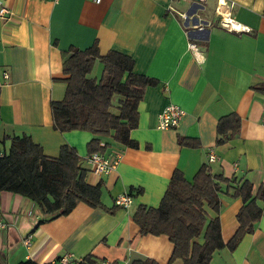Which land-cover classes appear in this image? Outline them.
<instances>
[{"label": "crops", "instance_id": "obj_1", "mask_svg": "<svg viewBox=\"0 0 264 264\" xmlns=\"http://www.w3.org/2000/svg\"><path fill=\"white\" fill-rule=\"evenodd\" d=\"M4 1L9 12L0 16V154L9 149L7 135L28 134L49 156L70 144L87 169L86 181L101 184L103 205L78 201L67 214L48 218L32 199L1 189L0 216L7 224L0 228V264L25 259L50 263L64 252L113 264L146 258L184 264L179 257L169 261L172 243L166 235H142L132 215L139 204L160 203L175 169L192 180L202 164L225 177L218 180L220 210L208 208V213L219 217L227 242L239 226L237 211L246 203L234 194L235 187L251 182V199L264 183V0H225L232 16L249 31L223 27L218 0ZM185 11L207 21L206 30L187 27L179 15ZM193 38L195 53L188 45ZM95 39L100 54L109 49L128 54L134 72L158 80L138 102V123L129 131L135 146L98 136L101 145L107 143L105 154L121 155L106 174L95 173L85 160L87 142L95 134L58 130L51 114V101L62 99L67 85L62 50L85 48ZM99 69L90 73L97 80L102 63ZM119 97L114 95L115 113ZM169 102L185 113L175 127L159 128L157 114ZM230 112L240 117L239 131L217 143V121ZM179 136L196 144H181ZM211 151L216 157L210 161ZM121 192L131 194L127 207L114 203ZM257 202L264 207V200ZM25 236L30 237L28 245ZM211 263L264 264V214L235 248L214 250Z\"/></svg>", "mask_w": 264, "mask_h": 264}, {"label": "trees", "instance_id": "obj_2", "mask_svg": "<svg viewBox=\"0 0 264 264\" xmlns=\"http://www.w3.org/2000/svg\"><path fill=\"white\" fill-rule=\"evenodd\" d=\"M102 63L97 80L90 73L95 61ZM63 71L67 85L60 100L51 101L53 126L61 131L83 129L95 134L87 142V153L103 152L99 135L111 136L125 145H136L129 131L137 126V105L148 85H155V77L133 71L134 59L121 51L109 49L100 54L97 39L85 47L69 46L62 50ZM114 95H119L118 109L111 110ZM240 117L235 112L221 116L216 125V142L220 143L239 131ZM10 145L0 155V190H9L32 199L41 210L53 218L67 214L78 201L92 207H101V184L86 181V167L81 156L70 144H62L57 156L44 153L42 146L30 135H7ZM181 144H196L179 136ZM225 177L213 174L202 164L192 180L175 169L157 206L139 204L133 212V220L139 232L164 234L172 243L169 261L182 258L184 264H212L211 255L216 249L235 248L245 232L252 231L253 222L264 214L257 199L264 200V183L250 199L252 184L244 180L235 187L245 204L237 211L239 226L232 237L224 242L221 237L219 217L209 216L208 208L219 212L220 182ZM141 191V188H138ZM46 219V218H45ZM87 264L95 259L84 257ZM18 264H39L30 259ZM50 264V263H43ZM113 264V263H111ZM130 264H158L153 258L136 259Z\"/></svg>", "mask_w": 264, "mask_h": 264}, {"label": "built area", "instance_id": "obj_3", "mask_svg": "<svg viewBox=\"0 0 264 264\" xmlns=\"http://www.w3.org/2000/svg\"><path fill=\"white\" fill-rule=\"evenodd\" d=\"M57 1V0H53ZM99 1V0H96ZM216 6V11L220 15V24L227 28L228 30L233 31H249L250 27L245 24H241L238 22L231 14L229 10V6L226 5L225 0H218ZM221 6V8H220ZM7 12H9L8 6L5 4L4 0H0V16L6 17ZM179 15L186 22V26L196 28L198 31L206 30V26L208 25L207 21L196 17L191 12H180ZM191 29H188V31ZM194 39V38H193ZM189 48L195 53L198 49V45L196 40L190 39L188 42ZM8 76V73L4 74ZM185 113L184 109L181 108L178 104L174 102L167 103L157 114V126L159 128H170L175 127L183 114ZM261 122L264 124V111L261 115ZM1 155V154H0ZM120 153L114 152L112 154H105L104 152L93 151L87 153L85 156V160L89 166V169L98 174H106L109 173L112 169H114L117 163L120 160ZM215 154L213 151L209 152L208 160H213L215 158ZM132 200L131 194L129 192H121L114 197V203L118 206L127 207L129 206ZM6 220L0 216V228L6 226ZM30 237L25 236L23 238V242L28 245L30 244ZM50 264H87L82 257H77L71 252H64L60 254L55 260L51 261ZM89 264H111L110 261L106 258H96L94 262Z\"/></svg>", "mask_w": 264, "mask_h": 264}, {"label": "rangeland", "instance_id": "obj_4", "mask_svg": "<svg viewBox=\"0 0 264 264\" xmlns=\"http://www.w3.org/2000/svg\"><path fill=\"white\" fill-rule=\"evenodd\" d=\"M99 68H101V62L100 61H97L95 64H94V67L91 71V74L93 73H96L98 70H100ZM114 99V98H113ZM116 99H114L115 101Z\"/></svg>", "mask_w": 264, "mask_h": 264}, {"label": "water", "instance_id": "obj_5", "mask_svg": "<svg viewBox=\"0 0 264 264\" xmlns=\"http://www.w3.org/2000/svg\"><path fill=\"white\" fill-rule=\"evenodd\" d=\"M192 8H194V7L192 6Z\"/></svg>", "mask_w": 264, "mask_h": 264}]
</instances>
